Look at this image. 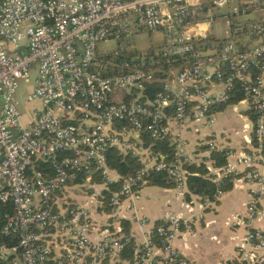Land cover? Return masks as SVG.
<instances>
[{"label": "built area", "instance_id": "1", "mask_svg": "<svg viewBox=\"0 0 264 264\" xmlns=\"http://www.w3.org/2000/svg\"><path fill=\"white\" fill-rule=\"evenodd\" d=\"M233 1L0 0V211L13 208L0 232L18 242L0 244V264H191L176 242L204 214L155 221L135 205L151 172L166 173L185 198L194 164L189 128L213 135L215 108L239 93L244 99L236 104L252 116L254 146L229 150L222 168L206 165L219 185L235 172L229 159L237 157L252 187L247 223L264 219V0ZM142 31L161 33L164 45L137 52L133 34ZM108 42L118 48L106 54L99 45ZM33 69L27 121L18 90ZM157 143H168L171 153L156 151ZM198 146L208 159L228 150L214 139ZM111 150L134 157L140 170L121 176L108 165ZM38 162L49 168L38 170ZM79 191L87 193L85 204L71 197ZM261 253L264 230L251 229L238 247L239 264H262Z\"/></svg>", "mask_w": 264, "mask_h": 264}, {"label": "crops", "instance_id": "2", "mask_svg": "<svg viewBox=\"0 0 264 264\" xmlns=\"http://www.w3.org/2000/svg\"><path fill=\"white\" fill-rule=\"evenodd\" d=\"M34 71L36 72L33 69L31 75ZM230 106L236 108L228 111ZM230 106L223 111L215 112L216 123L213 135L212 131L202 129L194 124L189 128L187 137L190 141L189 151L193 156L194 164H200L202 160L205 161L209 158L207 149H201V154H198V143L203 138L214 139L224 144L225 148L233 153L253 148L252 121L248 115L249 112L241 105ZM30 119L31 115L26 120ZM229 161L236 166L234 173L242 176L234 181L231 191L224 193L219 199L215 198V204L203 207L200 197L192 196L191 201L188 202L185 198H178L174 189L148 186L143 190L142 199L135 205L136 211L140 215L155 221H160L171 215L189 217L204 214V218L193 226L192 231L183 235L176 242V248L189 259L191 264H239L238 247L245 241L249 230H264V219L256 221L252 225L247 223V207L252 199V187L243 176L246 167L239 162L237 157H232ZM258 170L264 175V161L260 163ZM210 171L213 174H218L213 168ZM77 199L81 202V198ZM127 207L128 203H125L124 214L128 216L130 212L126 211ZM259 208L264 210V201L259 204ZM235 216L240 219L239 222L233 220ZM135 233L138 237L140 236L137 227H135ZM261 258L263 259L262 264H264V253H261Z\"/></svg>", "mask_w": 264, "mask_h": 264}, {"label": "trees", "instance_id": "3", "mask_svg": "<svg viewBox=\"0 0 264 264\" xmlns=\"http://www.w3.org/2000/svg\"><path fill=\"white\" fill-rule=\"evenodd\" d=\"M244 99L243 94H237L232 97L231 101L225 105H221L215 108V111H223L228 106L236 104L240 100ZM248 115L251 116L249 113ZM252 118V116H251ZM154 149L163 153H171V147L168 146V143H157L154 144ZM203 150L206 147L202 148ZM229 150H225L224 152H213L208 159L214 168H222L228 164V155L227 152ZM206 159L200 164H193L187 167L189 172V176L187 178L188 192L186 193L185 199L190 202L192 196H197L202 199L208 198L211 201H215V198L219 191L227 193L231 191L234 187V181L241 177L242 175H238L236 173H231L227 177H225L219 185L214 182L215 174L211 173L208 166L206 165ZM108 165L111 169L118 172L123 177H128L130 175L136 174L140 170V164L138 161L131 156H123L117 151L111 150L108 154ZM36 168L38 170H46L49 168L48 163L38 162L36 163ZM244 176V175H243ZM149 181V186L160 187L164 189H174L175 184L172 179L163 172H151L147 177ZM95 181L101 182V178L96 177ZM119 184H113V188H117ZM101 196L103 198V205L105 210L108 207V199L110 197V192L103 191ZM1 218H0V231L2 226L6 223L5 215L12 214L13 208L12 205H7L1 208ZM130 221L124 220L122 222L123 231L127 236L130 234L131 230ZM0 244H5L9 247L18 246V242L16 239H12L11 237H5L0 232ZM134 254L132 251V247H128L125 253V259L131 260Z\"/></svg>", "mask_w": 264, "mask_h": 264}, {"label": "rangeland", "instance_id": "4", "mask_svg": "<svg viewBox=\"0 0 264 264\" xmlns=\"http://www.w3.org/2000/svg\"><path fill=\"white\" fill-rule=\"evenodd\" d=\"M239 3H240L239 0H234L230 6L232 7L238 6ZM229 12H230V8L228 7H225L220 10V13L224 15L228 14ZM250 17L251 16L248 15L242 18L243 20H247ZM220 22H223V20H220ZM217 24H218L217 25L218 33L221 36L222 35V29H221L222 24L221 23H217ZM133 36H134V42H135V50L141 54H146L150 52L151 50H155L164 45L163 36L161 33H158V32H149V31L134 32ZM117 48H118L117 42L101 43L99 45L100 51L106 54L116 51ZM36 76H37L36 72L34 71L28 80L26 81L23 80V81H20L19 83L18 99L22 103L21 110H22V113L24 114L25 119H27L28 116L31 114H30V106L24 103V97L30 92H32L34 88L33 85H34V80L36 79ZM235 108H236L235 106H230L228 107L227 110L232 111ZM202 155H204V153H202ZM71 197H74L76 200L77 198H82L81 203L85 204L87 193L85 191L84 192L79 191V192L72 193Z\"/></svg>", "mask_w": 264, "mask_h": 264}]
</instances>
